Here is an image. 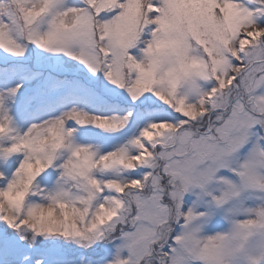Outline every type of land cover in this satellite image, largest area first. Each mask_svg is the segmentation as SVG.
Listing matches in <instances>:
<instances>
[{"label":"snow or ice","instance_id":"obj_1","mask_svg":"<svg viewBox=\"0 0 264 264\" xmlns=\"http://www.w3.org/2000/svg\"><path fill=\"white\" fill-rule=\"evenodd\" d=\"M0 264H264V0H0Z\"/></svg>","mask_w":264,"mask_h":264}]
</instances>
